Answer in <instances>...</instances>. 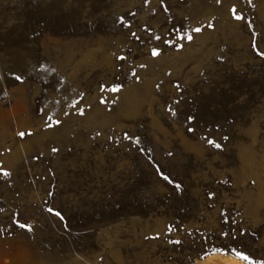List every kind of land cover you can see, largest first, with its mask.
<instances>
[{"label":"rangeland","instance_id":"rangeland-1","mask_svg":"<svg viewBox=\"0 0 264 264\" xmlns=\"http://www.w3.org/2000/svg\"><path fill=\"white\" fill-rule=\"evenodd\" d=\"M261 52L264 0H0V264H264Z\"/></svg>","mask_w":264,"mask_h":264},{"label":"snow or ice","instance_id":"snow-or-ice-1","mask_svg":"<svg viewBox=\"0 0 264 264\" xmlns=\"http://www.w3.org/2000/svg\"><path fill=\"white\" fill-rule=\"evenodd\" d=\"M221 2H222V0H215V3H216V4H220ZM231 11H233V13H235V8L233 7V8L231 9ZM234 18L237 19V20H240V19H241V17H240L239 15H235ZM212 26H213L212 24H209V25H208V27H212ZM193 31H195V32H200L201 29H200V28H195ZM133 35H135V34H133ZM186 39L189 40V41H191V40L193 39V37H192L191 35H187V36H186ZM165 42H167V41H165ZM157 54H158V53H157V50H156V49H152V55L155 56V55H157ZM258 54L264 56V52H261V53H258ZM121 59H123V58L121 57ZM16 79L19 80V79H21V77H20V76H17ZM116 90H118V89H117V88H114V89H113V91H116ZM81 114H83V112H81ZM187 119H188L189 121H191V120H193L194 118H193L192 116H188ZM57 123H59V121H57ZM193 130H194V129H191V128L189 129V131H193ZM19 135L23 136L24 133L21 132V133H19ZM125 138H128V137H127V134H125ZM224 139H227V137H224ZM207 142H208L209 144H213L216 148H220V147H221L220 144L215 143V141H213V140H211V139H209ZM53 151H56V149H53ZM4 174L7 175L6 172H5ZM161 175H162V178H163L165 181H168L169 183L172 182V181L170 180L169 176H167V175H163V174H161ZM179 187H180V185L177 184V185H176V188L179 189ZM49 195H51V193H49ZM47 211H48L49 213H52V214H54L55 216L60 217L61 219H63L62 214H61L60 211L55 210V209H53V208H48ZM19 226H20L21 228H27L28 230H31L30 226L27 225V224H20ZM222 235H227V233H222ZM173 243H177V244H178V243H180V241H174ZM234 251H235V255H236V256L240 257V258L243 259V260L249 261V264H252V261L249 260V257H248L247 255H245L242 251H237V250H234Z\"/></svg>","mask_w":264,"mask_h":264},{"label":"bare ground","instance_id":"bare-ground-1","mask_svg":"<svg viewBox=\"0 0 264 264\" xmlns=\"http://www.w3.org/2000/svg\"><path fill=\"white\" fill-rule=\"evenodd\" d=\"M192 264H247L243 260L230 254H212L202 259H195Z\"/></svg>","mask_w":264,"mask_h":264}]
</instances>
